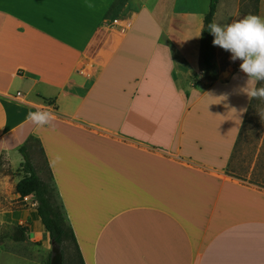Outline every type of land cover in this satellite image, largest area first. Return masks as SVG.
Returning a JSON list of instances; mask_svg holds the SVG:
<instances>
[{"label": "crops", "instance_id": "0c3cea01", "mask_svg": "<svg viewBox=\"0 0 264 264\" xmlns=\"http://www.w3.org/2000/svg\"><path fill=\"white\" fill-rule=\"evenodd\" d=\"M114 1L0 0V160L37 138L85 264H264V189L228 170L248 78L219 46L200 66L210 0Z\"/></svg>", "mask_w": 264, "mask_h": 264}, {"label": "rangeland", "instance_id": "374dc122", "mask_svg": "<svg viewBox=\"0 0 264 264\" xmlns=\"http://www.w3.org/2000/svg\"><path fill=\"white\" fill-rule=\"evenodd\" d=\"M170 1L173 5V0ZM219 5V17H223L239 13V9L253 11L254 0H219ZM259 7L258 14L264 16V0L259 2ZM174 12L175 9L171 8L172 16ZM177 61L182 65L179 57ZM261 86H264V81L258 82L257 88ZM31 147L30 155L37 173L51 181L40 145L32 140ZM23 160L22 156V162L15 167L5 155L0 160V264H51L56 244L48 236L38 212L33 210L30 213L33 199L24 197L22 201L15 190L17 179L24 174ZM228 170L230 175L242 182L264 189V100H252L247 122L242 128ZM26 224L33 235H28L24 241L13 240L11 234L14 227ZM62 264H82L73 242L65 245Z\"/></svg>", "mask_w": 264, "mask_h": 264}, {"label": "trees", "instance_id": "16d2710c", "mask_svg": "<svg viewBox=\"0 0 264 264\" xmlns=\"http://www.w3.org/2000/svg\"><path fill=\"white\" fill-rule=\"evenodd\" d=\"M260 1L261 0H254L253 11H242L250 15H258L260 11ZM126 2L127 0H115L110 10L106 14V17H113L114 15H118L123 10ZM218 2L219 0H210L209 10L204 15L203 28L201 33L200 66L203 78L208 81L215 80L218 75V69L215 64L216 49L212 43L214 37L207 27L210 22H214ZM252 100L249 109L251 108ZM249 109L244 119L242 128L247 122ZM239 137L236 144L238 143ZM32 140H37V138L32 136L25 144H23L19 148V151L24 159L22 163L24 174L16 184V193H18L21 198L32 194L35 196L36 210L38 212V215L40 216L46 231L50 233L52 241L60 246L62 255L65 245L69 242H73L78 252L81 263L85 264L75 232L71 223L69 222L64 205L57 191V187L53 181V175L51 171V181H47L37 173V170L32 162L30 155ZM28 235L29 226L27 224L16 225L11 234V238L15 241H24L26 240Z\"/></svg>", "mask_w": 264, "mask_h": 264}, {"label": "clouds", "instance_id": "9594fccd", "mask_svg": "<svg viewBox=\"0 0 264 264\" xmlns=\"http://www.w3.org/2000/svg\"><path fill=\"white\" fill-rule=\"evenodd\" d=\"M87 6L93 7L92 4ZM207 27L214 37L213 45L230 52L232 61H241L239 69L248 78L245 90L248 98L264 100V86H254L264 81V19L247 15L224 26L210 22ZM249 83L253 85L251 88H248ZM55 119L54 113L43 109L27 115V120L37 128L51 126Z\"/></svg>", "mask_w": 264, "mask_h": 264}, {"label": "water", "instance_id": "95a60500", "mask_svg": "<svg viewBox=\"0 0 264 264\" xmlns=\"http://www.w3.org/2000/svg\"><path fill=\"white\" fill-rule=\"evenodd\" d=\"M32 235H33V232H29V236H32ZM51 264H62V253L60 251V246L57 244H56V248H55V255L51 260Z\"/></svg>", "mask_w": 264, "mask_h": 264}]
</instances>
